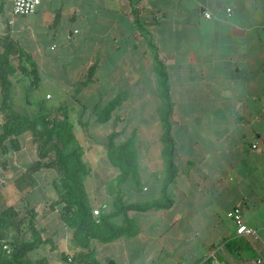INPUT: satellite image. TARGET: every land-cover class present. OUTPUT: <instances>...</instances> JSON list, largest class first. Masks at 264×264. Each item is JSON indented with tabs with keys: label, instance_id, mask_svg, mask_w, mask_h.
<instances>
[{
	"label": "crops",
	"instance_id": "1",
	"mask_svg": "<svg viewBox=\"0 0 264 264\" xmlns=\"http://www.w3.org/2000/svg\"><path fill=\"white\" fill-rule=\"evenodd\" d=\"M206 12L213 16L207 17ZM263 22L264 0H42L34 13L23 16L14 14L13 0H0V36L10 35L31 54L39 70V81L32 83L25 97L28 104L39 102L48 91L59 92L77 83L92 65L96 70L91 83L105 86L103 93L84 91L77 95L79 99L110 102L117 97L111 89L123 86L126 95L112 116L149 118L141 129L146 146L141 149L144 155L140 152L143 159L139 157L140 185L132 178L126 181L127 204L162 195L168 155L163 99L150 42L166 65L175 104L171 121L177 174L168 185L172 204L130 210L138 233L94 241L101 264H208L215 260L258 264L264 255ZM10 61L16 69H31L18 54H12ZM132 85L143 87L139 95H132ZM132 100L140 108L134 113ZM95 123L99 129L105 122ZM19 139L18 149L7 153L0 149L2 205L18 212L36 209L39 233L56 243L55 249L51 242L41 243L31 251L36 254L33 260L46 257L48 264H79L72 258L81 250L74 241L75 229L63 220L61 205H53L59 198L58 175L42 169L33 174L35 185L21 188L18 184L38 159L32 134L26 131ZM100 174L91 176L104 181L117 176ZM89 196L93 208L102 207L107 213L115 209L116 193L100 188L89 191ZM236 206L256 234L237 232V224L228 215ZM123 220V215L114 218L116 223Z\"/></svg>",
	"mask_w": 264,
	"mask_h": 264
},
{
	"label": "trees",
	"instance_id": "2",
	"mask_svg": "<svg viewBox=\"0 0 264 264\" xmlns=\"http://www.w3.org/2000/svg\"><path fill=\"white\" fill-rule=\"evenodd\" d=\"M0 43L4 50L0 52V80L3 85V103L0 104L4 119L3 129L0 131V149L7 153L11 149L20 147L19 136L31 130L34 140L39 145L41 160H37L18 181L21 188L35 185L37 180L33 176L35 171L43 166H57L62 170L64 177L61 184L60 198L53 205H61V215L65 223L75 229L74 241L81 250L72 257L79 264H101L96 257L94 241L109 242L122 235L134 236L138 233L136 220L129 215L130 210L147 211L152 208L171 206L172 200L168 194V185L176 177L177 166L175 161V141L173 138V127L171 117L175 104L171 96L169 75L164 61L160 58L157 47L150 42L155 51L156 70L159 76L160 91L163 99L161 107L162 121L165 128L164 140L166 143L167 177L162 188V195L154 200L146 202L125 203V193H118L114 200L115 209L112 212H104L100 218H95L92 206L88 201L85 188V178L91 172L83 160L84 149L77 139L74 124L67 113L55 114L54 106L48 108L41 105L39 114L31 118L27 113H17L8 101L12 88L9 79L11 73L16 69L12 66L10 57L18 54L21 62L28 61L34 73V81H39V71L31 54L18 45L10 35L0 36ZM94 70V68H92ZM118 96L112 100L102 112L101 120L106 121L113 111L122 102ZM118 132L113 131L109 138V157L112 165H115L120 173V181L126 182L132 178L135 183L139 180V167L137 164V152L134 138H129L122 144L115 142ZM51 153L55 157L48 163L42 161ZM0 190V264H48L46 257L33 260L29 253L38 248L43 242H51L52 249L57 247L52 238L44 239L36 231L34 237L29 240L24 236L21 224L24 218L17 219L18 212L15 207H5L1 202ZM123 215L122 223H116L114 218ZM14 231V232H13ZM14 233V234H13ZM27 236V235H26ZM5 245L10 248L6 249ZM68 257V255H65Z\"/></svg>",
	"mask_w": 264,
	"mask_h": 264
},
{
	"label": "rangeland",
	"instance_id": "3",
	"mask_svg": "<svg viewBox=\"0 0 264 264\" xmlns=\"http://www.w3.org/2000/svg\"><path fill=\"white\" fill-rule=\"evenodd\" d=\"M261 25L262 27L260 28V31H261L260 40H261V43H264V22L261 23ZM15 61L17 62V59H15ZM92 68L93 67L91 65L85 71V73H83L81 79L77 83L67 85L65 86L66 89H62V91H59V92L57 91L53 93L52 91H48L45 93V96L40 99L39 102L35 101L34 104L33 103L28 104L25 99L26 95L28 94L29 88L32 86V83L34 84L35 82L34 73L32 72L31 69L28 70V69L17 68L14 70V72L11 73V76H9L10 81L12 82V88L10 92V98H8V101L11 103L15 112L27 113L31 118H34L35 116L39 114V108L41 105H45L48 108L52 106H54L55 108L58 107L55 111V114H61L64 112L68 114L71 121L76 120L75 121L77 122L76 130L78 131L80 141L78 137L77 139L80 142V144L83 146V149H84L83 160L85 163H86V160L88 161L86 164L88 167H90L89 168L90 171L95 173L96 176H100L101 175L100 173H105V172L112 174L111 176L117 175L113 181L112 179H110L109 181L95 180L93 178H98V177L91 176L93 174V173L91 174V172L89 173V175H87V177L85 178L84 184H85V188L87 192L88 201L91 204V206H92V201L89 196V191L92 192V190L94 191L95 189L99 190L100 188H104L106 193H109V194L116 193V196H117L118 193H121V192L125 193V187L127 186V184L125 186L126 182L120 181L121 173L119 169L115 165H112V163L108 164V161L106 162V159H105V156H106L105 154H107V157L110 160V157H109V141H110L109 136L110 134L115 130L118 132V135H116L115 137V142L117 144H122L129 138H132V137L134 138L136 134V141L134 139V144H135V147H138L136 148V152H137V164L139 167V157L141 160L144 157L142 156L141 158V153H143L141 152V149H144L146 146L145 133H143V130L141 131V129L143 125H145L143 123L146 120V118L149 119L148 117L143 118V116H138V115H133L131 116V118L129 117L122 118L121 116L120 117L111 116L109 118L111 120L108 119L109 121L108 120L103 121L105 123H102L101 125H99V129L94 127L95 125H98L95 122H98L101 120L102 112L106 108V106L118 96H121L123 98L126 94L124 93L125 91L123 90L124 88L123 86L121 87L117 86L115 87V90L111 89V94H114V92H117V97L112 99L110 102H108L107 100L103 101V99L99 101L79 99L77 95H79L80 93L83 94L84 91L94 93V94H96L97 92H101V94L103 93V89L105 86H99L98 84L91 83L92 81L95 80L94 71L96 70V69L93 70ZM129 88L131 90L132 95L137 96L141 93L140 90L143 87L141 85H132ZM2 89H3V85H2V81L0 80V104L3 103V98H4V93ZM104 92H105V95H107V92L106 91ZM48 94H50V96H48ZM67 94L71 96V99H66V100L61 99L62 96H67ZM75 104L78 106L77 110H75V107H76ZM131 104L133 105V108H132L133 113L136 110L140 109L138 106V102H136L135 100H132ZM70 111H71V115L69 114ZM96 117L98 121H96ZM86 118L88 119L87 122L84 121ZM124 120L126 122L125 125L123 123ZM4 121H5L4 115L0 107V123H3ZM28 131L33 136L32 131L31 130H28ZM154 135L155 133L152 136ZM33 141L34 143L37 144V148H38V159L37 160L39 159L41 160L40 152H39V145L34 140V136H33ZM142 155H144V153ZM54 157H55V154L51 153L49 156L42 159V161L48 163ZM91 164L93 165V170L91 168ZM42 169H45L46 172H49L50 174L58 175L59 179L55 181V183H56V188L59 191V198H60V194H61L60 190L62 187L61 184L63 183V180H64L62 170L57 166H43L41 169L35 172H38ZM140 173H141V169L139 168V175ZM1 184L2 183H0V185ZM135 185L138 187L140 183L139 182L135 183ZM5 207H9V206H5ZM35 210L27 207L25 210L21 212L17 211L18 216H16V218L25 219L24 222L21 224V227L23 228V230H26L24 236L26 237L27 240H29L28 237H30V239L34 237L36 234V231L39 233V229L36 227V223H35V218H36ZM95 210H99V214H96ZM92 213L95 218H100V215L104 212L102 210V207L93 208L92 206ZM96 241L97 240H95V242ZM5 248L9 249L10 246L5 245ZM30 257L35 258L36 254H33V252L31 253L30 251Z\"/></svg>",
	"mask_w": 264,
	"mask_h": 264
},
{
	"label": "built area",
	"instance_id": "4",
	"mask_svg": "<svg viewBox=\"0 0 264 264\" xmlns=\"http://www.w3.org/2000/svg\"><path fill=\"white\" fill-rule=\"evenodd\" d=\"M42 0H13V12L15 15H30L34 13ZM207 17L211 18L213 14L211 12L205 13ZM50 96V95H48ZM96 214H99V210H95ZM228 215L237 224V232L241 234H256V230L250 227L245 220L243 210L240 206L234 207L229 211ZM72 259V258H70ZM208 264H222L215 260ZM258 264H264V255L258 259Z\"/></svg>",
	"mask_w": 264,
	"mask_h": 264
},
{
	"label": "water",
	"instance_id": "5",
	"mask_svg": "<svg viewBox=\"0 0 264 264\" xmlns=\"http://www.w3.org/2000/svg\"><path fill=\"white\" fill-rule=\"evenodd\" d=\"M113 263V262H112Z\"/></svg>",
	"mask_w": 264,
	"mask_h": 264
}]
</instances>
